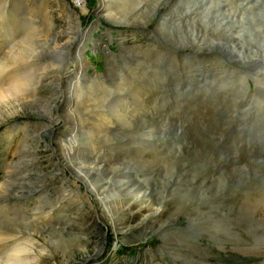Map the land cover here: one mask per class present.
I'll list each match as a JSON object with an SVG mask.
<instances>
[{"label": "rangeland", "instance_id": "obj_1", "mask_svg": "<svg viewBox=\"0 0 264 264\" xmlns=\"http://www.w3.org/2000/svg\"><path fill=\"white\" fill-rule=\"evenodd\" d=\"M164 1L165 0L107 1L103 6L105 5L106 8H109L108 2L112 3L115 13L109 19V23L113 25L123 24V27H125L127 23H130L133 26L132 28L111 27V29H113L111 32L108 28V24L105 22L102 21L97 25L98 23L92 20L95 12L94 10L98 8L97 5H99V0H85L87 9L82 13L78 11L80 8H75L77 12L71 11L69 7L72 5L69 3L68 7V5L61 0H0V71L3 67H10L15 63H21L35 57L38 58V60L34 62L29 61L25 64L12 66L4 71L6 73L3 72V76L2 74L0 75V87H9L13 91L15 90L12 87L17 86L16 81H23L25 85L29 83L30 89H34L36 84V90L34 92L28 89V94L20 98L21 103L16 104L14 107H5L4 111L0 110V228L2 230L13 231L9 232V234H5L4 238H14L12 239V241H14L13 243L18 244L19 247L24 246L29 251L33 252L27 251L24 253L26 256L25 264H63V259L67 261L66 263L68 264H82V262L86 260V257L93 255L97 256L94 260L92 259L89 261V264H240L238 261L242 257V254L238 252L239 246L234 242L236 239L245 236L247 232L241 223L239 224L236 220H227V222L223 224V234L220 233L218 238L215 239V242L204 234L200 236L198 233H195V230L190 231V234L189 232H184L183 235L188 238L183 239L181 235H179L181 234L180 231L185 227L189 228V226L185 224L184 215H188L190 207H199L201 202L206 199L205 196L210 197L211 195L221 194L228 198H233L235 196L238 197V193H236L237 188L248 187L251 190L255 189L262 182L260 177L264 178V174L261 175L260 171L247 170L245 173H240L239 175L233 174L230 176L224 171H221L220 178L216 179L217 181L210 182V187L207 190L192 189L186 192H175L171 195L169 193L170 189L167 188V184L176 178L177 173L180 172V159L189 166L188 174L183 178L189 181H195L201 176L203 178L206 177L210 171L211 163L216 162L219 152L224 150L225 151L222 153L225 154L226 157L230 156L231 166L234 165L235 167H239L247 161V164L250 163L258 167L261 165V168L264 167V162L262 161L264 160V80L258 84V82H254L251 77H246V74L240 72L239 69L223 67V60L221 56H219L220 54H215L216 52L177 51L174 48H197V42L195 45V41H200L201 46L205 49L214 48V46L209 43L215 39V36L211 37L209 34H205V30H202L205 36L200 38L198 29L193 28L189 30L190 26L195 27L198 24L209 22V24L206 23L205 26L208 24L218 29L219 32L222 30L226 31L224 37H226L225 40L229 45L237 43L236 45L239 46L240 44V46L244 47L246 50L251 47V49H254L255 46L257 48L255 51L256 56L252 59H258V62L264 65V45L259 39L255 38L256 34L259 36L260 33L257 32L253 35L254 37L251 36V33L256 31L247 26L250 23L255 24L254 27L258 25L257 23H252L253 19L251 20L258 12L256 10L249 11L248 9L244 10L242 8L246 4L251 8H256V6L260 4L259 1L263 2L264 0H241L238 3L232 0H226V8L217 12L219 9L218 7L217 10L212 12L208 17L206 16L207 12L203 11V5L207 0H199L201 1L200 4L196 3L197 0H178L176 2H174V0ZM237 5H241V11L237 8ZM91 20L95 22L94 25H92V29L88 28ZM184 30H187L186 34H184ZM85 31L88 32L90 38H93L99 45L95 50L91 49L92 46L90 47L91 51L89 48L84 50L86 56L85 61L82 62L81 65L85 67L84 73L86 74H82L81 80L75 75H67L64 77V85H62V88L67 87L68 83L75 82L76 88L71 96L66 92L60 95V100L63 101L61 106L65 108L62 110L61 114H54L58 118L56 120L58 123L57 126L54 127V125H52L53 128H55L54 134L50 140L47 136H43L42 140H40L43 135V123L48 124L46 118L41 115L43 114V108L47 105V100L49 98L44 93H41L40 87L38 88L37 86L41 73L46 74L51 72L49 68L44 71L43 68L48 64H53L55 65V67L53 66V70L60 68L59 72L62 75L65 71L67 72L72 69L70 55L67 53L69 50L68 43H70L71 39L77 34ZM166 42H169V44L172 43L174 48ZM106 60H108V64ZM201 62L205 64L203 71L204 75H206L204 76L205 79L200 78V72H198L196 76L197 73L193 71L197 63ZM235 65L240 67L239 64ZM33 69L36 70L34 71ZM223 71L225 74H223ZM229 75L231 76L229 77ZM188 76H191L193 79L195 78L194 80L196 81L190 79ZM138 77H140V79ZM188 78L191 82L188 81ZM90 81L93 82L92 86H94L91 93L96 92L98 94L105 92L101 97L102 100L107 101L114 97L117 91L112 87L115 86L116 81H120V86L127 88L124 90L126 100L123 99L118 101L120 115H122V118H126L123 116L124 106L130 107L129 109L135 110L133 114H136V119L146 122L148 128L152 127V132L149 131V129L142 130L137 126L134 130L127 129L126 127L123 128V126L120 127L111 114L107 112L102 111L97 115H90L88 112H85L86 115L83 111L80 113L78 111L80 107L86 108L87 110L90 109V106H84L83 103L80 102L83 92L88 91L87 83ZM213 81L216 82L214 83ZM45 83H47V80ZM53 83L59 84L58 80ZM217 83H222L220 88ZM211 84L213 86H211ZM184 85L189 91L186 90ZM221 86L224 90H222ZM104 87L107 89L104 90ZM237 87L238 91H236ZM183 88H185V91ZM170 89H172V91ZM227 89H229L228 93ZM231 89L234 90V92ZM132 91L136 92L137 105L130 101L131 98H127V95L131 97L129 93ZM229 91H231L230 95ZM246 91L249 95L243 94V92ZM235 92L239 97L234 94ZM239 92L246 99L242 98ZM191 97L196 99H192ZM64 98L70 102L66 103L65 100H63ZM232 98L237 99L233 100ZM220 99L222 101H220ZM103 102L104 105H101L104 107L108 106L105 103L106 101ZM225 102H227L226 105ZM238 104L239 106L237 107ZM214 107H216L217 111ZM109 108L111 109V107ZM225 110L226 113H224ZM240 110H246L249 113H247L246 117L240 116L238 112ZM105 111H107V109H105ZM204 111L205 113H203ZM75 115L77 119L80 118H78V116L82 117L84 115L82 117L85 121L83 126L86 124V126L92 130V134L96 132L94 135L99 134L100 136H97L103 139H111L116 133L117 135H124L120 134L122 132L125 133V136L128 135L127 137H130V140L136 139L138 145L136 144V146L132 148L122 146L125 142L124 139L115 140L114 142L121 145V151H123L125 159L129 156L134 159H128L132 161L129 164L132 169L147 170L145 172L148 173V177H146L148 181L146 180V182H144L145 184L143 183L141 185L140 190L141 192H150L155 196L156 202H154L152 208L156 210L161 209V207L165 205L170 206V214L162 217L159 222L154 224L156 228H158L160 225L163 226L168 222H172V227L174 226V228H172L170 234L165 233L162 229L160 232L149 233L142 236L141 232L139 233L140 230L135 229L131 230L126 238L122 236V234H115L112 232L109 226V220L116 214L119 207L116 203L118 193L120 191L123 193L126 188H113L105 198L102 197L100 199L95 196V192L93 193L87 190L82 186L79 180L70 177L69 174L68 176L70 179L65 186H68V191L64 190L65 187L63 188L61 185L63 182L62 176H56L54 179H51V181L47 180L49 181L48 183L43 186L41 185L39 179L45 175L44 173L48 170H57L58 168L64 170L60 164L59 166L52 164L51 160L54 161L55 158H51V148L57 147L55 141L61 142L69 138L70 129L66 121L67 118L73 119ZM209 116L211 117L209 118ZM96 117H106V119L110 120L112 123H110V126L109 124L106 126L104 125V120H94ZM212 117H215L214 122ZM156 119L157 122L155 121ZM152 120L153 123H150ZM218 120L223 123L220 124L217 122ZM154 124H158L159 126ZM204 124H208V127ZM223 124L226 125L224 126ZM202 125L204 126L202 127ZM236 127L237 130H235ZM154 128L157 131H154ZM220 128L222 129L220 130ZM246 128L249 130L247 131ZM260 130L262 131L260 132ZM245 132L248 133L246 134ZM146 133L149 134V136L151 135V137H148V135L146 136ZM259 133L263 134L260 135ZM221 135L222 137L220 138ZM201 140L203 142H201ZM260 140H262V142ZM169 141L170 143H168ZM65 142L67 143V141ZM79 143L80 142H78V144ZM38 145L40 150L36 156L37 159L33 157L32 160L33 149ZM178 145L181 146L179 147ZM66 146H68V144H63V148ZM162 146H164V148ZM205 146L206 148H204ZM178 148L179 153H182L183 156L173 154L177 153ZM190 149L191 151H189ZM189 152L192 154L185 156V154ZM208 152L214 153L213 159L209 157L210 153ZM106 155L107 154L104 155V158L106 157L110 159V161L114 159V156L108 157V155ZM101 157H103V155ZM137 158L147 162H137L133 164V162H136L135 160ZM222 159L223 158H221L220 161H222ZM56 162L55 160L54 163ZM111 164L113 165L114 162H111ZM96 165L101 166L102 164L98 162ZM64 172L66 171L64 170ZM47 178L48 177H46V179ZM64 191H66V194ZM236 197L232 199L233 202ZM235 207L236 204L234 202L233 208ZM96 210H98V213L95 215ZM208 216L209 214H204L202 218L207 219ZM37 218L39 221L36 220ZM44 218L50 219L55 225L57 224L59 231L46 230L44 222L42 221ZM158 223L159 225H157ZM188 224L194 226V223H191L190 220ZM66 225L67 227H64ZM60 228H64L66 232ZM89 229L93 230L89 233ZM189 230H191V228ZM44 232L46 233L43 234ZM67 232L74 235H70ZM16 233H20L21 235ZM179 240L188 242L199 241L200 245H198V247L200 246L209 256L205 261H201L197 254L199 250L195 247H191L190 249L187 245L181 246L183 253L179 255L175 253L177 251L173 253V251L164 250L165 246L174 245L175 242H180ZM8 243L9 241L0 243V264H15L14 262H10V253H12V251L8 248ZM175 246H172V248L179 249L180 245L176 244ZM74 251L76 254L69 257ZM108 255L112 257L109 258ZM216 258H219V260ZM31 259L35 260L30 262ZM250 263L258 264V260H254Z\"/></svg>", "mask_w": 264, "mask_h": 264}, {"label": "bare ground", "instance_id": "obj_2", "mask_svg": "<svg viewBox=\"0 0 264 264\" xmlns=\"http://www.w3.org/2000/svg\"><path fill=\"white\" fill-rule=\"evenodd\" d=\"M107 1L109 0H99V5L97 10H94V16L93 19L96 23H98L97 25H99L102 21L105 22L106 24H108V28L109 30L112 32L113 29H111V27H116V28H121L123 27V24H119V25H113L111 23H109V19L115 14L113 11V4L108 2V6L109 8H106L105 5L103 6V4L107 3ZM167 1V0H165ZM164 1V2H165ZM169 1H173V0H169ZM178 0H174V2H176ZM196 1V0H193ZM198 1V2H197ZM196 3L200 4L201 1L197 0ZM231 1V0H228ZM235 3H238L241 0H232ZM163 2V3H164ZM253 2V1H252ZM203 3V1H202ZM260 6H256V8H251L249 7V5H245L242 8L244 10H256L258 13H256V16L254 18H251L252 23H257L254 27L255 24H251L250 23L248 26V28H252L254 31L251 33V36H253L255 33H260L259 36L258 34H256L255 38L259 39V41L262 42V44L264 45V1L261 2L259 1ZM180 4V3H179ZM226 4V5H225ZM240 4V3H239ZM242 4V3H241ZM252 4V3H250ZM256 4V3H255ZM244 5V4H243ZM254 5V4H253ZM166 6V5H165ZM199 6V5H198ZM227 6V2L226 0H207L204 5H203V11H206V16H210L212 12L216 11L217 8L219 7L218 11H222L224 8H226ZM69 7V5H68ZM71 9V11L73 12H77V10L70 6L69 7ZM237 8L240 9L241 11V5L238 6ZM87 9V7L85 5H83L80 9H78L79 12H84ZM76 10V11H75ZM137 11V10H136ZM135 12V11H134ZM196 15V14H195ZM132 16V15H131ZM254 16V15H253ZM136 17V16H135ZM213 18V17H212ZM91 20V23L88 25V28L92 29V25H94L95 22H93ZM206 22V20H205ZM209 24V22H206ZM205 23V24H206ZM247 23V24H248ZM126 24V23H125ZM129 24V25H128ZM198 24V23H197ZM205 24H198L195 27L190 26L189 30H192L193 28L198 29L200 33L199 37L202 38L204 37V33H202V30H205V34H209L211 37L215 36V41H211V45L214 46V48L212 49H205L201 46L200 41H195V45L197 42V48L192 47V48H181V47H176L174 48V46L172 45V43L169 44V42H166L168 45H170L171 47H173L175 50H186V51H192V52H216L215 54H220L222 55L227 61H229L232 64H239L240 67L244 69L245 71H247L246 75H249L254 82H258V84L260 82H262L263 77H264V65L261 62H258V59H252L253 57L256 56V47L254 46V49H245L244 47H241L240 44L239 46L236 44H232L229 45L228 42L225 40L226 37H224L225 32L224 30H222L221 32H219L218 29L213 28L211 25H206ZM211 24V23H210ZM110 26V27H109ZM127 26V27H126ZM133 26L130 23H127L125 25V27L123 28H132ZM106 28V27H105ZM89 30V29H88ZM221 30V29H220ZM249 30V29H248ZM252 31V30H251ZM250 31V32H251ZM196 32V31H195ZM187 33V30H184V34ZM112 36V35H110ZM197 36V35H196ZM254 37V36H253ZM197 38V37H196ZM254 38V39H255ZM184 39V38H183ZM239 39V38H238ZM197 40V39H196ZM201 40V39H200ZM169 41V40H168ZM184 41V40H183ZM249 41V40H248ZM185 42V41H184ZM204 42V41H203ZM202 42V43H203ZM247 42V41H246ZM255 42V41H253ZM240 43V42H239ZM259 43V42H258ZM69 44V45H68ZM67 45L69 46V50L67 51V53H69L70 55V61H71V65H72V69H70L69 71H65L62 74H60L59 69H54L53 70V66L55 67V65L53 64H48L46 66H44L45 68H43V71L46 69H50L49 71H51L50 73H46V74H42L41 73V77L39 79V84H38V88L40 89L41 93H44L45 95L48 96V100H47V105L43 108V114L41 116H43L44 118H46V121L48 124L43 123V135L41 136L40 140H42L43 136H47L48 139L50 140V138H52L53 134H54V129L52 125H54V127L57 126V116L62 113V110L65 107L61 106V103L63 101L60 100V95H63L64 92H66L67 94H71L74 92V89L76 88L75 83H68L67 87L62 88L63 84V79L65 76H69V75H75L79 78V80H81V76L82 74L85 72V67H83L82 62L85 61V53L84 50L86 48H89L92 46V50L99 45V43L95 42L93 40V38H90L88 32H81L80 34H77L75 37H73L71 39V42L68 43ZM88 44V45H87ZM164 44V43H163ZM242 44V43H241ZM256 44V43H255ZM165 46V45H164ZM193 46V45H192ZM201 46V47H200ZM262 46V45H261ZM168 47V46H166ZM186 47V46H185ZM216 47V48H215ZM248 47V46H247ZM163 48V47H162ZM211 48V47H210ZM90 49V51H91ZM64 50V49H63ZM264 50V49H263ZM171 51V50H170ZM258 51V50H257ZM172 52V51H171ZM73 53V54H72ZM169 54V53H168ZM217 54V55H218ZM160 55V54H159ZM165 55V54H164ZM196 55V54H195ZM219 55V56H220ZM169 56V55H166ZM175 56V54H174ZM218 56V57H219ZM261 56V55H260ZM244 58V61H243ZM131 59V58H130ZM261 59V58H260ZM35 60H38V58H33L31 60H27L21 63H15L12 66H16V65H20V64H25L29 61L34 62ZM175 60V58H174ZM179 60V59H178ZM201 60V59H200ZM242 60V61H241ZM51 62V61H50ZM209 62V61H208ZM219 62V61H218ZM106 63L108 64V60H106ZM128 63V62H127ZM30 64V63H29ZM38 64V63H37ZM41 65V64H40ZM85 65V64H84ZM227 67V64H225ZM231 65V64H230ZM10 66V67H12ZM31 66V65H30ZM133 66V65H132ZM137 66V65H135ZM10 67H6V68H1L0 71V75L2 74L3 76V72L7 69H9ZM36 68V67H35ZM52 68V69H51ZM22 69V68H21ZM20 69V70H21ZM27 69V68H26ZM227 69V68H226ZM34 70V69H33ZM36 70V69H35ZM34 70V71H35ZM204 70V69H203ZM203 70H200L201 73L203 72ZM220 70V69H219ZM134 71V70H133ZM215 72V71H214ZM224 72V71H223ZM6 73V72H4ZM19 73V72H18ZM200 73V74H201ZM213 73V71H212ZM227 73V72H226ZM86 74V73H84ZM134 74V73H133ZM144 74V73H143ZM142 74V75H143ZM188 74V73H187ZM190 74V73H189ZM216 74V73H215ZM214 74V76H215ZM225 74V72L223 73ZM203 75V73H202ZM6 76V75H5ZM37 76V75H36ZM204 76V75H203ZM206 76V75H205ZM231 75H229L230 77ZM114 77V76H113ZM141 77V76H140ZM140 77H138L140 79ZM143 77V76H142ZM189 77V76H188ZM216 77V76H215ZM249 77V78H250ZM1 78V77H0ZM34 78V77H33ZM57 78V79H56ZM77 78V79H78ZM135 78V75H134ZM137 78V77H136ZM187 78V76H186ZM190 79L194 80L193 78H191V76L189 77ZM188 78V79H189ZM204 78V77H202ZM35 79V78H34ZM187 79V80H188ZM188 80L191 82V80ZM205 79V78H204ZM214 79V78H212ZM221 79V78H220ZM231 79V78H230ZM248 79V78H247ZM3 80V79H2ZM33 80V79H32ZM47 80V83H45V81ZM58 80L59 84H55L53 83L54 81ZM91 80V79H90ZM110 80V79H109ZM113 80V79H112ZM128 80V79H127ZM138 80V79H137ZM142 80V79H141ZM216 80V79H215ZM5 81V79H4ZM3 81V82H4ZM75 81V80H74ZM139 81V80H138ZM145 81V80H144ZM196 81V80H194ZM206 81V80H205ZM204 81V82H205ZM226 81V80H225ZM68 82V81H67ZM70 82V81H69ZM134 82V81H133ZM163 82V81H162ZM184 82V81H183ZM186 82V80H185ZM184 82V84H185ZM203 82V81H202ZM214 82V81H213ZM216 82V81H215ZM214 82V83H215ZM219 82V80H218ZM232 82V81H231ZM234 82V81H233ZM248 82V81H247ZM17 86L12 87L15 91L11 90L9 87H0V110H3L9 107H14L16 104L21 103L20 102V98L25 94H28L30 87H29V83L28 84H23V81H16ZM34 83V82H32ZM53 83V84H52ZM93 82L90 81L87 83V92H83L82 96H81V101L83 103L84 106H90V109L87 110L86 108L80 107L78 108V111L81 113V111H83L84 113L88 112L90 115L91 114H95L97 115L99 112H107L109 114H111V116L113 117V119L116 120L117 124L124 127H126L127 129H135V127L137 126L138 128L145 130V129H149V131L152 132V127L148 128V125L146 122L144 121H139L136 119V114L135 110L133 109H129L128 107L124 106V115L126 118H122V115H120L119 111V105H118V101L121 100H126L125 96H124V90L127 88H123L122 86H120V81H116L115 82V86H113L112 88L114 90H116L117 92L115 93L114 97L111 98L109 101L107 100H102L101 95H103L104 93H91L93 91V87L92 84ZM113 83V82H111ZM145 83V82H144ZM170 83V82H169ZM189 83V82H188ZM209 83V82H208ZM228 83V82H226ZM237 83V82H236ZM49 84V85H48ZM136 84V83H135ZM143 84V83H142ZM191 84V83H190ZM213 84V83H212ZM211 84V86H213ZM218 84V83H217ZM222 83L218 84L219 88L220 85ZM235 84V83H233ZM232 84V85H233ZM183 85V84H182ZM189 85V84H188ZM228 85V84H227ZM226 85V87H227ZM236 85V84H235ZM256 85V84H255ZM181 86V85H180ZM215 86V85H214ZM217 86V85H216ZM217 86V87H218ZM229 86V85H228ZM185 87V85H184ZM210 87V86H209ZM224 87V84H223ZM257 87V86H255ZM130 88V87H129ZM186 88V87H185ZM185 88L184 91H185ZM208 88V86H207ZM206 88V89H207ZM222 88V86H221ZM64 89V91H63ZM107 88L104 87V90H106ZM149 89V88H148ZM230 89V88H229ZM227 89V93L228 90ZM240 89V88H239ZM247 89V87H246ZM256 89V88H255ZM33 92L36 90V84H35V88L30 89ZM62 90V91H61ZM73 90V91H72ZM129 90V89H128ZM172 91V89H170ZM186 90H188V88H186ZM210 90V89H209ZM222 90H224L222 88ZM232 90V89H231ZM241 90V89H240ZM72 91V92H71ZM189 91V90H188ZM226 91V89H225ZM234 92V90H232ZM238 91V87L237 90ZM243 91V89H242ZM262 91V90H261ZM71 92V93H70ZM81 92V91H80ZM101 92V91H99ZM205 92L207 93V91L205 90ZM229 91V95H230ZM128 93V92H127ZM167 93V92H166ZM178 93V92H177ZM180 93V92H179ZM204 93V92H202ZM201 93V94H202ZM240 93V92H239ZM31 94V93H30ZM113 94V93H112ZM111 94V95H112ZM131 95V97H129L127 95V98H131L130 101L134 102L135 105H137V100H136V92L132 91L129 93ZM199 94V93H198ZM205 94V93H204ZM208 94V93H207ZM233 94V93H232ZM236 94V92L234 93ZM241 94V93H240ZM243 94H248L247 91L243 92ZM196 95V94H195ZM228 95V94H226ZM225 95V96H226ZM228 95V96H229ZM237 95V94H236ZM234 95V96H236ZM249 95V94H248ZM227 96V97H228ZM238 96V95H237ZM242 96V94H241ZM245 96V95H244ZM31 97V96H29ZM73 97V95H72ZM71 97V98H72ZM107 97V96H106ZM146 97V96H145ZM148 97V96H147ZM193 97V96H192ZM191 97V98H192ZM198 97V96H197ZM233 97V96H232ZM239 97V96H238ZM43 98V97H42ZM77 98V97H76ZM179 98V97H178ZM181 98V96H180ZM190 98V99H191ZM242 98H244L242 96ZM185 99V96H184ZM192 99H196V98H192ZM233 99V98H232ZM235 100L237 98H234ZM233 99V100H234ZM239 99V98H238ZM241 99V98H240ZM246 99V98H244ZM248 99V98H247ZM34 100V99H33ZM65 100L66 103L70 102L68 100H66L65 98L63 99ZM78 100V99H77ZM177 100V99H176ZM232 100V102H233ZM106 101V105H108L109 107H111V109L106 106L104 107V102ZM200 101V100H198ZM202 101V99H201ZM220 101H222L220 99ZM239 101V100H238ZM255 101V100H254ZM127 102V101H126ZM175 102V101H174ZM214 102V101H213ZM217 102V101H216ZM231 102V101H230ZM243 102V100H242ZM245 102V101H244ZM257 102V101H256ZM33 103V102H32ZM65 103V104H66ZM142 103V102H141ZM140 103V104H141ZM183 103V102H182ZM186 103V102H184ZM202 103V102H201ZM205 103V101H204ZM211 103V102H210ZM227 102H225L226 105ZM229 103V102H228ZM240 103V102H239ZM23 104V102H22ZM46 104V103H45ZM103 104V105H101ZM161 104V103H160ZM166 104V103H165ZM168 104V103H167ZM187 104V103H186ZM214 104V103H213ZM220 104V102H219ZM242 104V103H241ZM264 104V103H263ZM43 105V104H42ZM64 105V104H63ZM143 105V104H141ZM184 105V104H183ZM203 105V104H202ZM222 105V104H221ZM128 106V105H127ZM139 106V105H138ZM168 106V105H167ZM175 106V105H174ZM212 106V105H211ZM220 106V105H219ZM239 106V104L237 105V107ZM245 106V105H244ZM221 107V106H220ZM223 107V106H222ZM225 107V106H224ZM236 107V106H235ZM236 107V108H237ZM258 107V106H257ZM140 108V107H138ZM197 108V107H196ZM202 108V107H201ZM216 110V107H214ZM241 108V107H240ZM245 108V107H244ZM105 109H107V111H105ZM166 109V108H165ZM173 109V108H172ZM221 109V108H220ZM226 109V107H225ZM197 110V109H196ZM228 110V109H227ZM238 110V109H237ZM250 110V109H249ZM8 111V110H6ZM165 111V110H164ZM217 111V110H216ZM222 111V110H221ZM251 111V110H250ZM66 112V111H65ZM78 112V113H79ZM170 112V111H169ZM228 112V111H227ZM237 112V111H235ZM240 116H245L247 115L246 110L244 111H238ZM237 112V113H238ZM64 113V111H63ZM85 113V114H86ZM150 113V112H149ZM167 113V112H166ZM171 113V112H170ZM195 113V112H194ZM199 113V112H198ZM205 113V111L203 112ZM226 113V110L225 112ZM232 113V112H231ZM84 114V115H85ZM155 114V113H154ZM223 114V113H222ZM221 114V115H222ZM233 114V113H232ZM80 115V114H79ZM83 115V116H84ZM87 115V114H86ZM164 115V114H163ZM200 115V114H199ZM205 115V114H204ZM220 115V116H221ZM225 115V114H224ZM235 115V114H234ZM251 115V114H250ZM258 115V114H257ZM54 116V117H53ZM82 116V117H83ZM157 116V115H155ZM161 116V115H160ZM193 116V115H192ZM191 116V117H192ZM215 116V115H214ZM239 116V117H240ZM80 117V118H79ZM81 116H78L79 119H77V116L75 115V117H73V119L71 118H67L66 124L68 125L69 129H70V135L69 138L67 140H63L61 142H56L57 147H53L51 148V158H55L54 161L56 160L57 162L54 163V161L51 160L52 164L55 166H59V164L63 167V169L66 171L64 172V170L61 169H57V170H48L47 172H45L39 181L41 182V185L43 186L44 184L48 183L51 179H54V177L56 176H62V183L61 185L63 186V188L67 185V181L70 179V177H73L74 179H77L81 182L82 186H84L87 190H89L90 192H95V196L97 198H105L106 195L113 189V188H126L125 191H123V193H121L122 191H120L118 193V196L116 198V203L119 206L117 209V212L115 215H113L110 220V228L112 230V232H114L115 234H122V236L127 238V235L130 233L131 230H140L139 233L141 232L142 236L147 235L149 233H156V232H160L162 229L163 231H165V233L170 234V232L172 231V228H174V226L172 227V222H168L167 224H164L163 227L162 225H160L158 228H156V226L154 225L156 222H159V220L170 214L171 208L169 205H165L163 207H161V209H156L154 210L153 204L155 201V196L153 194H151L150 192H141L140 188L141 185L146 182V180L148 181V179H146V177H148V173H146L144 169H140V170H134L132 169L129 164L132 162L130 160H134L133 158H131L130 156L125 159L124 158V153L123 151H121L122 147L120 144H116V142H114L115 140H122L124 139V143L125 145L122 144V146H127V147H135L136 144L138 145V142L136 141V139L134 140H130V137H127L128 135L125 136V133L122 132L120 134H124V135H117V133L111 137V139H103L102 137H99L97 135H94L96 132H94V134H92V130H90V128H88L85 124V126H83L84 124V119ZM111 117V118H112ZM167 117V116H166ZM201 117V116H200ZM207 117V116H206ZM211 116H209L210 118ZM217 117V116H216ZM237 117V116H236ZM251 117V116H250ZM152 118V116H151ZM156 118V117H155ZM199 118V117H198ZM213 118V117H212ZM211 118V119H212ZM215 118V117H214ZM214 118H213V122H214ZM238 118V117H237ZM254 118V117H253ZM262 118V117H261ZM153 119V118H152ZM200 119V118H199ZM230 119V118H229ZM232 119V118H231ZM263 119V118H262ZM94 120H104V125L109 126L111 125L110 123H112L110 120L106 119V117L104 118H94ZM191 120V119H190ZM226 120V119H225ZM240 120V119H238ZM248 120V119H247ZM157 122V119L155 120ZM177 121V120H175ZM203 121V120H202ZM223 121V120H222ZM246 121V120H245ZM252 121V120H251ZM88 122V121H87ZM191 122V121H190ZM198 122V121H197ZM200 122V121H199ZM219 122V120L217 121ZM225 122V121H224ZM247 122V121H246ZM91 123V122H90ZM153 123V120L152 122ZM171 123V122H170ZM220 124H222L221 122H219ZM231 123V122H230ZM229 123V124H230ZM262 123V122H261ZM103 124V123H102ZM116 124V125H117ZM188 124V123H187ZM213 124V123H210ZM228 124V125H229ZM81 125V126H80ZM156 125V124H154ZM182 125V124H181ZM185 125V124H184ZM191 125V124H190ZM196 125V123H195ZM206 125V124H204ZM202 125V127L204 126ZM208 125V124H207ZM206 125V126H207ZM217 125V124H216ZM224 125V124H223ZM220 125V126H223ZM226 125V124H225ZM224 125V126H225ZM227 125V126H228ZM244 125V123H243ZM247 125V124H245ZM156 126H159L158 124ZM188 126V125H187ZM199 126V124H198ZM205 126V127H206ZM217 126V127H220ZM239 126V125H238ZM251 126V125H250ZM249 126V127H250ZM94 127V126H92ZM155 127V126H154ZM193 127V126H192ZM190 127V128H192ZM208 127V126H207ZM212 127V126H211ZM210 127V128H211ZM216 127V126H215ZM243 127V126H241ZM246 127V126H245ZM42 128V127H41ZM101 128V127H100ZM160 128V127H159ZM194 128V127H193ZM244 128V127H243ZM94 129V128H93ZM137 129V128H136ZM164 129V128H163ZM175 129V128H173ZM196 129V128H195ZM194 129V130H195ZM202 129V128H201ZM207 129V128H206ZM205 129V130H206ZM212 129V128H211ZM222 128H220L221 130ZM240 129V128H239ZM247 129V128H246ZM139 130V129H138ZM162 130V128H161ZM169 130V129H168ZM178 130V128H177ZM184 130V129H183ZM190 130V129H189ZM193 130V131H194ZM197 130V129H196ZM237 130V127L236 129ZM249 129H247L248 131ZM251 130V129H250ZM264 130V129H263ZM94 131V130H93ZM96 131V130H95ZM124 131V130H123ZM148 131V132H149ZM154 131L155 130L154 128ZM160 131V130H159ZM158 131V132H159ZM186 131V130H185ZM226 131V130H224ZM240 131V130H239ZM262 130H260L261 132ZM105 132V130H104ZM103 132V133H104ZM147 132V133H148ZM181 132V131H180ZM183 132V131H182ZM199 132V131H198ZM223 132V131H222ZM235 132V131H234ZM41 133V132H40ZM41 133V134H42ZM146 133V136L148 135V137H151V135L149 136V134ZM155 133V132H154ZM186 133V132H185ZM194 133V132H193ZM210 133V132H209ZM213 133V132H212ZM240 133V132H239ZM246 133V132H245ZM248 133V132H247ZM246 133V134H247ZM101 134V133H100ZM119 134V132H118ZM174 134V133H173ZM177 134V133H175ZM188 134V133H187ZM204 134V133H203ZM214 134V133H213ZM235 134V133H234ZM257 134V133H256ZM260 134V133H259ZM263 133H261L260 135H262ZM40 135V134H39ZM178 135V134H177ZM180 135V134H179ZM193 135V134H192ZM198 135V134H197ZM225 135V134H223ZM229 135V134H228ZM233 135V134H230ZM254 135V134H253ZM264 135V134H263ZM38 136V135H37ZM131 136V135H130ZM158 136V135H157ZM162 136V135H161ZM160 136V137H161ZM167 136V135H166ZM187 136V135H186ZM58 137V136H57ZM193 137V136H192ZM204 137V136H203ZM213 137V136H212ZM216 137V136H215ZM214 137V139H215ZM222 137V135L220 136V138ZM231 137V136H230ZM237 137V136H236ZM253 137V136H251ZM255 137V136H254ZM155 138V137H154ZM166 138V137H165ZM169 138V137H168ZM172 138V137H170ZM174 138V137H173ZM186 138V137H185ZM200 138V136H199ZM224 138V137H223ZM228 138V137H226ZM233 138V137H232ZM245 138V137H244ZM257 138V137H256ZM259 138V136H258ZM36 139V137H35ZM152 139V138H151ZM179 139V138H178ZM181 139V138H180ZM237 139V138H236ZM242 139V138H241ZM255 139V138H254ZM261 139V138H260ZM165 140V139H163ZM191 140V139H190ZM226 140V139H225ZM224 140V142H225ZM233 140V139H232ZM231 140V141H232ZM264 140V138H263ZM67 141V143L65 142ZM144 141V140H143ZM151 141V140H149ZM166 141V140H165ZM189 141V140H188ZM196 141V140H195ZM221 141V139H220ZM236 141V140H235ZM262 142V140H260ZM78 142H80L78 144ZM142 142V141H141ZM148 142V140H147ZM164 142V141H163ZM201 142H203L201 140ZM205 142V140H204ZM211 142V141H210ZM233 142V141H232ZM264 142V141H263ZM140 143V142H139ZM158 143V142H157ZM161 143V142H160ZM170 143V141L168 142ZM178 143V142H177ZM219 143V142H218ZM231 143V142H230ZM239 143V142H238ZM243 143V142H242ZM241 143V144H242ZM63 144H68V146H66L65 148H63ZM149 144V143H148ZM167 144V143H166ZM175 144V143H174ZM180 144V143H179ZM192 144V142H191ZM199 144V143H198ZM240 144V145H241ZM164 145V144H163ZM197 145V144H196ZM202 145V143H201ZM235 145V144H234ZM239 145V146H240ZM142 146V145H141ZM168 146V145H167ZM172 146V145H171ZM179 146V145H178ZM181 146V145H180ZM179 146V147H180ZM190 146V145H189ZM211 146V145H210ZM213 146V145H212ZM223 146V145H222ZM121 147V148H120ZM143 147V146H142ZM164 148V146H162ZM161 147V148H162ZM173 147V146H172ZM185 147V146H184ZM187 147V146H186ZM193 147V146H191ZM195 147V146H194ZM199 147V146H198ZM202 147V146H201ZM224 147V146H223ZM232 147V145H231ZM236 147V146H235ZM44 148V147H43ZM129 148V149H130ZM150 148V147H149ZM174 148V147H173ZM206 148V146L204 147ZM208 148V147H207ZM24 149V148H23ZM151 149V148H150ZM166 149V148H165ZM226 149V148H224ZM247 149V148H246ZM32 150V149H31ZM40 148L39 145L37 147H35L33 149V154H32V160L33 157L36 158V156L38 155ZM163 150V149H162ZM200 150V148H199ZM208 150V149H207ZM126 151V150H125ZM150 151V150H149ZM187 151V150H186ZM191 151V149L189 150ZM193 151V150H192ZM225 151V150H224ZM222 151V152H224ZM237 151V150H236ZM131 152V150H130ZM175 152V151H174ZM188 152V151H187ZM197 152V151H196ZM222 152H219L218 157H217V161L214 163H211V167H210V171L209 173L206 175V177H199L198 179H196L195 181H189L188 179L183 178L184 176H187L188 174V164H186L185 162H182V159H180L181 161V170L179 173H177L176 178H174L173 180H171V182H169L167 184V188L170 189L169 193L170 195L175 193V192H186L192 189H209V183L215 181L216 179L220 178L222 173L221 171H224L227 175L232 176L233 174H237L239 175L240 173H245L247 170H253V171H260L261 175L264 174V167H258L252 164H247L245 162V164H243L242 166L239 167H235L234 165L231 166V161L229 159V157H224V155L222 154ZM228 152V151H227ZM25 153V152H24ZM23 153V154H24ZM137 153V152H136ZM140 153V152H139ZM185 153V152H184ZM198 153V152H197ZM200 153V152H199ZM210 153V152H208ZM232 153V152H231ZM107 154L108 157L109 156H114V159H112L110 161V159H107L106 157L104 158V155ZM143 154V153H142ZM173 154H178V156H183L182 153H179V148L177 150V153H173ZM188 154H192V153H186V155ZM205 154H206V150H205ZM229 154V153H228ZM239 154V153H238ZM103 155V157H101ZM106 155V156H107ZM136 155V154H135ZM223 155V159L221 160V156ZM50 156V155H49ZM128 156V155H127ZM134 156V155H133ZM197 156V155H196ZM228 156V155H227ZM31 157V156H30ZM154 157V155H153ZM209 157L211 159L214 158V153L211 152ZM139 158V157H138ZM136 159V162H133V164L138 163H144L147 162L145 160H141V159ZM207 158V157H206ZM248 158V157H247ZM28 159V158H27ZM37 159V158H36ZM35 159V160H36ZM130 159V160H128ZM238 159V158H237ZM174 160V159H173ZM234 160V159H233ZM247 160V159H246ZM224 161V163H223ZM249 161V160H248ZM264 162V160H262ZM98 162H101V166L96 165ZM111 162L114 164L112 165ZM233 162V161H232ZM241 162V161H238ZM243 162V160H242ZM259 162V161H258ZM149 163V162H148ZM257 163V162H256ZM254 164V162H253ZM261 164V163H260ZM52 165V166H53ZM236 165V164H235ZM259 165V164H258ZM98 166V167H97ZM264 166V165H263ZM61 167V168H62ZM183 167V168H182ZM178 169V168H177ZM175 170V169H174ZM207 171V170H206ZM175 172V171H174ZM259 172V173H260ZM43 173V172H42ZM66 173V174H65ZM150 173H154V172H150ZM149 173V174H150ZM191 173V172H190ZM204 173V172H203ZM68 174L70 175V177L68 176ZM141 174V175H140ZM42 175V174H41ZM139 175V176H138ZM39 176V175H38ZM151 176V175H150ZM46 177H48L46 179ZM99 177V178H98ZM50 178V179H49ZM98 178V179H97ZM189 178V177H188ZM261 178V183L255 188V189H249L248 187H242V188H237L236 189V193H238V197H236L235 199V204L236 207L233 208V204L234 202L232 201L233 198H228L225 195H221V194H215V195H211L210 197H206L205 200H203L200 204L199 207H195V208H189L190 212H188V215H184V219L186 221V225L189 226V228L185 227L183 230L180 231L181 237L183 239H186L188 237L184 236V232H189L195 230V233H198L200 236L201 234H204L205 236L209 237L212 241L215 242V239L218 238L219 234L223 232V224H225V222H227V220H236L239 224L241 223V225H243L244 229L247 231L245 236L236 239V241L234 243H236L237 246H239L238 252H240L242 254V257L240 258V260L238 261L240 264H251L250 262L254 261V260H258V264H264V178ZM170 179V178H169ZM38 180V178H37ZM59 180V179H58ZM217 181V180H216ZM57 182V181H56ZM145 184V183H144ZM212 184V183H211ZM246 185V184H245ZM47 186V185H46ZM68 187V186H67ZM67 187L64 188V190H67ZM40 190V189H39ZM66 191L65 194H66ZM56 193V192H55ZM68 193V192H67ZM58 196V195H57ZM201 197V196H200ZM65 200V199H64ZM62 202V201H61ZM57 207V206H56ZM54 208V207H53ZM188 210V211H189ZM61 211V210H60ZM187 211V208H186ZM185 211V212H186ZM52 212V211H51ZM62 212V211H61ZM68 213V212H67ZM98 213V210L95 211V215ZM184 213V212H183ZM191 213V214H189ZM50 214V213H49ZM69 214V213H68ZM204 214H209L207 219H203L202 215ZM93 215V216H95ZM211 215V216H210ZM66 216V215H65ZM68 217V216H67ZM66 217V219H67ZM191 217V218H189ZM54 218V217H53ZM65 219V220H66ZM37 221H39V219H36ZM189 220L191 223H194V226L188 224ZM44 222V226L46 230H52V231H59V227L58 225L54 224L53 221H51L50 219H46L44 218V220H42ZM61 221V220H60ZM95 223V222H94ZM159 225V223L157 224ZM88 226V225H87ZM226 226V225H225ZM64 227H67L64 226ZM126 227V228H125ZM183 228V227H181ZM191 228V230H189ZM61 230L65 231L64 228H60ZM66 229V228H65ZM226 229V228H225ZM177 230V229H176ZM183 231V233H182ZM9 232H13V231H9V230H2L0 228V243L5 241L8 242V248H10V251H12V253H10V257H11V261L10 262H14L15 264H25L24 262H26V256L24 255L25 252H32L29 251L26 247L22 246L19 247L18 244L13 243L14 241H12V239L14 238H4L5 234H9ZM66 232V231H65ZM175 232V231H173ZM46 232H44L43 234H45ZM68 233V232H67ZM18 235H21L20 233H16ZM70 235H74L72 233H68ZM135 234V233H134ZM223 234V233H222ZM77 235V234H76ZM188 235V234H187ZM192 235V234H191ZM204 237V236H203ZM221 237V236H220ZM237 237V236H236ZM17 238V237H15ZM125 238V239H126ZM11 239V240H10ZM222 239V238H221ZM118 240V239H117ZM180 241V240H179ZM23 243V242H22ZM118 243V242H117ZM123 243V242H122ZM174 243V242H173ZM177 245H180L179 248L182 245H187L190 247H195L199 250V252L197 253L198 256L200 257L201 261H205L207 259V257L209 255H207L206 252H204L202 250V248L198 245H200L199 241L196 242H188V241H180V242H175ZM174 243L171 245H167L164 247V250L167 251L169 250L170 252L174 251L176 248H172V246H175L176 244ZM235 246V245H234ZM176 247V246H175ZM6 248V247H5ZM178 250V249H177ZM196 250V249H195ZM180 253H183V249L179 250ZM186 251V249H185ZM189 251V250H188ZM111 252V251H110ZM33 253V252H32ZM75 251L69 255V257L75 255ZM97 255H93V256H88L86 257L85 261L82 262V264H89L92 259L94 260L96 258ZM68 257V258H69ZM108 257H112L109 256ZM62 258V257H61ZM74 258V257H73ZM71 259V258H70ZM215 259V258H213ZM219 260V258H216ZM35 259H31L30 262L34 261ZM212 260V259H211ZM252 260V261H251ZM61 261V260H60ZM64 263L63 264H68L66 263L67 261H65L64 259L62 260ZM61 261V262H62ZM237 262V263H238ZM74 263V262H73ZM196 263V262H195ZM72 264V263H69ZM211 264V263H209ZM213 264V263H212Z\"/></svg>", "mask_w": 264, "mask_h": 264}, {"label": "flooded vegetation", "instance_id": "obj_3", "mask_svg": "<svg viewBox=\"0 0 264 264\" xmlns=\"http://www.w3.org/2000/svg\"><path fill=\"white\" fill-rule=\"evenodd\" d=\"M190 53H192V52H190ZM221 56V58H222V66L224 67H226V65L225 64H227V68H234V69H239L240 70V72H243V73H247V71H245L244 69H242V68H239L238 66H236L235 64H232V63H230L229 61H227L222 55H220ZM231 64V65H230ZM203 67V68H202ZM205 68V64L204 63H197V66L196 67H194V69H193V71L195 72V73H197L196 74V76L198 75V72H200L201 73V71L200 70H203ZM239 70H237V71H239ZM204 71V70H203ZM203 73V72H202ZM202 73L199 75L200 76V78H202V77H204L205 75H204V73H203V75H202ZM246 77H250L249 75H246ZM223 154V153H222ZM224 155V157H226V155L225 154H223ZM223 155L221 156L222 158H223ZM93 229H89L88 230V232L90 233L91 231H92ZM161 249V248H160ZM156 250V249H155ZM178 250H182V248L180 247ZM177 249L176 250H174L173 251V253L175 252V251H177V252H175L176 254H180V251H178Z\"/></svg>", "mask_w": 264, "mask_h": 264}, {"label": "built area", "instance_id": "obj_4", "mask_svg": "<svg viewBox=\"0 0 264 264\" xmlns=\"http://www.w3.org/2000/svg\"><path fill=\"white\" fill-rule=\"evenodd\" d=\"M67 4H71L74 8H81L83 5H85V0H61Z\"/></svg>", "mask_w": 264, "mask_h": 264}]
</instances>
